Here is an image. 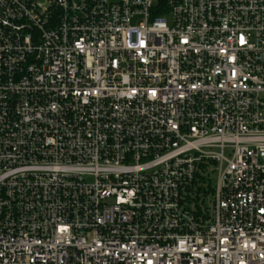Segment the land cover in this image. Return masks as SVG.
I'll return each instance as SVG.
<instances>
[{
	"label": "built area",
	"instance_id": "built-area-1",
	"mask_svg": "<svg viewBox=\"0 0 264 264\" xmlns=\"http://www.w3.org/2000/svg\"><path fill=\"white\" fill-rule=\"evenodd\" d=\"M0 264H264V0H0Z\"/></svg>",
	"mask_w": 264,
	"mask_h": 264
},
{
	"label": "rangeland",
	"instance_id": "rangeland-1",
	"mask_svg": "<svg viewBox=\"0 0 264 264\" xmlns=\"http://www.w3.org/2000/svg\"><path fill=\"white\" fill-rule=\"evenodd\" d=\"M214 180H215V177H214Z\"/></svg>",
	"mask_w": 264,
	"mask_h": 264
}]
</instances>
